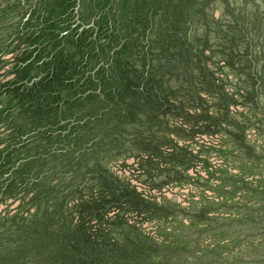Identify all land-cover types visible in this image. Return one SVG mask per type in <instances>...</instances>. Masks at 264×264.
<instances>
[{
  "label": "rangeland",
  "instance_id": "1",
  "mask_svg": "<svg viewBox=\"0 0 264 264\" xmlns=\"http://www.w3.org/2000/svg\"><path fill=\"white\" fill-rule=\"evenodd\" d=\"M0 264H264V0H0Z\"/></svg>",
  "mask_w": 264,
  "mask_h": 264
}]
</instances>
